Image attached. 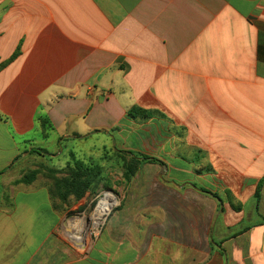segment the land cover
<instances>
[{"label": "crops", "instance_id": "1", "mask_svg": "<svg viewBox=\"0 0 264 264\" xmlns=\"http://www.w3.org/2000/svg\"><path fill=\"white\" fill-rule=\"evenodd\" d=\"M38 134L159 160L82 254L9 177ZM0 264H264V0H0Z\"/></svg>", "mask_w": 264, "mask_h": 264}, {"label": "rangeland", "instance_id": "2", "mask_svg": "<svg viewBox=\"0 0 264 264\" xmlns=\"http://www.w3.org/2000/svg\"><path fill=\"white\" fill-rule=\"evenodd\" d=\"M91 141H95V139ZM88 146L87 142L79 140L65 143L64 146H57L52 137L46 140L38 134L35 149L37 148L40 152L31 151L27 155H22L18 165L12 167L13 169H11L12 171L9 174V177L14 178V182L12 183L18 185L23 184L20 183L22 179L35 173V181L38 184L54 189L56 180L66 176L69 171L68 169L75 167V162L77 161L84 166H104V186L95 194L87 193L84 197L85 199L75 200L74 196H70L66 201H62L57 196L56 189H54L57 196L56 204L58 212L69 224L66 230L63 229L59 232V237L70 250L72 256L85 252L89 243L95 238L97 226H95L96 222H93V220L96 218L99 202L107 195L109 197L113 195L118 199V187H114V184L117 183L116 178L121 177V169L118 168V162L113 161L112 148L108 146L106 152L104 150L88 151L86 150ZM49 169L64 172L63 174H52L48 171Z\"/></svg>", "mask_w": 264, "mask_h": 264}, {"label": "trees", "instance_id": "3", "mask_svg": "<svg viewBox=\"0 0 264 264\" xmlns=\"http://www.w3.org/2000/svg\"><path fill=\"white\" fill-rule=\"evenodd\" d=\"M15 57V55H14ZM154 113L140 109L133 108L129 111L128 115L133 118L140 117L142 119H149L153 116ZM41 124L44 128L48 127V122L45 118L41 120ZM33 152L39 153L40 151L37 149H33ZM115 157H119L124 163H131L132 166H126V172L124 174V178L128 181L130 180L135 173L138 171V164L141 161L144 162H159L157 159H150L141 154L135 153H126L119 151L114 155ZM75 167H71L68 169V173L66 176L61 177L56 180L54 189H56L57 196L60 200L66 201L70 196H74L75 200H81L85 197L87 193L95 194L101 187L104 186L105 182V173L103 165H95V166H84L80 162H75ZM52 174H63L64 171H58L49 169L48 170ZM35 181V173H32L30 176L22 179L20 183L25 185H30ZM54 189L48 187V191L52 197V203L54 205V209L58 210L56 204V194ZM261 185L258 186V189L255 194L256 200L260 198Z\"/></svg>", "mask_w": 264, "mask_h": 264}, {"label": "bare ground", "instance_id": "4", "mask_svg": "<svg viewBox=\"0 0 264 264\" xmlns=\"http://www.w3.org/2000/svg\"><path fill=\"white\" fill-rule=\"evenodd\" d=\"M113 205H115V201L111 199V196L109 197L108 195L100 202V205L97 210L98 212L96 214V218H97V221H99V223H100L101 217L104 214L108 213Z\"/></svg>", "mask_w": 264, "mask_h": 264}, {"label": "built area", "instance_id": "5", "mask_svg": "<svg viewBox=\"0 0 264 264\" xmlns=\"http://www.w3.org/2000/svg\"><path fill=\"white\" fill-rule=\"evenodd\" d=\"M107 194V193H106ZM105 194V195H106ZM110 194V193H109ZM105 197V196H104ZM116 199V198H115ZM117 200V199H116ZM102 201V200H101ZM100 201V202H101ZM100 202H99V205H100ZM99 205H98V207H99ZM98 207H97V209H98ZM115 207V205H113L112 207H111V209L109 210V212L108 213H106V214H104L102 217H101V219H100V223L98 224V225H95V226H97V229L95 230L97 233H95V236H97L98 234H99V232L101 231V228L103 227V225H104V223H105V221H106V219H107V217H108V215L111 213V211H112V209ZM97 211V210H96ZM93 222H95V220H93ZM99 228V229H98Z\"/></svg>", "mask_w": 264, "mask_h": 264}]
</instances>
